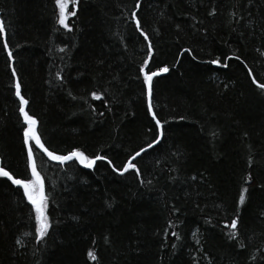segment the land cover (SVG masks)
Instances as JSON below:
<instances>
[{
    "label": "trees",
    "instance_id": "obj_1",
    "mask_svg": "<svg viewBox=\"0 0 264 264\" xmlns=\"http://www.w3.org/2000/svg\"><path fill=\"white\" fill-rule=\"evenodd\" d=\"M132 3L80 0L79 18L69 20L73 30L68 32L56 22L55 0H0V19L19 49L15 67L24 92L58 153L73 146L89 153L102 150L119 164L153 140V121L136 79L146 42L122 18ZM214 8L217 15L209 16ZM143 9L146 30L156 27L162 33L151 37L156 63L180 61L155 87V110L168 122L165 138L138 158L140 177L131 172L121 177L102 162L94 172L61 167L38 153L46 194L58 205L50 207V236L37 245L33 235H25L33 231L30 206L20 202L22 193L0 186V264H95L89 250L100 264H264V97L238 61H228V69L203 62L239 49L264 80V57L256 51L264 46L259 27L264 6L252 8L257 30L246 39L228 26L237 0H144ZM197 20L203 21L199 32L192 27ZM183 47L197 59L187 53L180 57ZM58 72L63 81L56 79ZM11 82L0 53V160L22 172L25 152ZM93 91L104 99L93 100ZM249 159L254 169L248 168ZM249 171L248 201L238 209ZM237 211L245 249L229 241L223 228Z\"/></svg>",
    "mask_w": 264,
    "mask_h": 264
},
{
    "label": "snow or ice",
    "instance_id": "obj_2",
    "mask_svg": "<svg viewBox=\"0 0 264 264\" xmlns=\"http://www.w3.org/2000/svg\"><path fill=\"white\" fill-rule=\"evenodd\" d=\"M143 3L144 0H133L131 8L128 10V15L122 18L132 24L134 32L138 33L139 36L143 38V41L146 42L145 55L137 65L136 79L141 82V95L146 102V112L153 121L155 134L151 142L146 146L140 147L138 150H133V152L127 155L119 164L115 163L107 154H101L102 150L89 153L86 149L73 146L67 152L61 151L58 153L56 149L51 148L50 141L45 138V132L42 126L43 122L32 111L31 100L24 92V85L15 67L16 55L14 53H18L19 49L11 45L6 22L0 19V45H2V47H0V53L4 55L5 62L11 70L12 82L10 87L13 90L12 94L17 104L16 111L18 113V123L20 124L19 131L22 133V145L25 152L24 169L22 172L13 170L5 161L0 160V186L7 185L10 189L22 193L20 202L26 206H30L28 207L29 220L33 221V231L31 233H25V235H33L37 245L45 244L46 238L50 236V229L53 227L50 207H58V205H55L54 197L46 194L45 176L42 175L43 159L41 158L40 164L38 165V153H42L49 161L55 162L61 166H78L80 169H87L90 172H94L98 170V162H102L107 165L113 173L121 177H124L125 174L129 172L136 177H140L142 175V170L139 166L138 158L142 159L149 149H155L165 138V124L168 122H162L155 110V105L153 103L155 87L156 84L159 83L158 78L169 74L172 68L176 67V64H179L180 61L177 60L176 64L172 66H169L167 63H156V49L154 40L151 37L154 35L159 38L162 33L161 30L156 27L151 29V33L146 30L148 25L146 18L143 16ZM79 4L80 0H71L70 8L69 0H55V6L58 9L56 22L61 28L68 32H72L73 30L72 26L69 24V20L73 17L79 18L75 10ZM245 5H247L246 8ZM257 5L264 6V0H237V9L229 14L230 19L228 21V26L233 33H237L238 37L246 39L248 35L254 36L256 34L257 21L253 17L252 8ZM245 12H247V15ZM208 15L215 17L217 15V10L214 8ZM202 23L203 21L197 20L196 24L192 27L199 32L200 29L197 25ZM175 27L177 33L182 31L179 24ZM259 27L261 31L264 32V12L261 13V23ZM205 34H207V29H205ZM261 38L264 39V35H262ZM177 43H179V40H177ZM262 49H264V46L256 48V51L264 57V50ZM59 51L64 52L65 49L61 48ZM185 53L191 56L193 60L197 59L193 50L189 47H183L182 51L178 50V55L180 57H183ZM228 61H238L239 64L246 69V75L250 78L251 85L258 90L260 96L264 97V80L258 78L254 68L239 54V49H236L231 55L228 53H221L215 58L204 60L203 62L215 65L217 68L228 69L230 67ZM56 79L63 81L64 78L58 72L56 74ZM105 94H107L106 89ZM69 95H71V93H69ZM91 96L93 100L104 99L98 91H93ZM71 98L73 100L77 99L74 95ZM89 107L92 108L91 105H89ZM111 110L112 109L109 108V111ZM92 111L95 112L96 109L92 108ZM99 115L103 116L104 113L101 112ZM148 131L152 132L153 128H149ZM254 164V159H249L247 162L249 169H254ZM191 179L196 180V177L193 176ZM148 183L151 184L152 181H148ZM252 183L253 175L252 171H249L243 178V185L238 193V200L236 202L238 209H242L246 205ZM141 184H143L142 180ZM260 187L264 188V184H261ZM107 207L111 208L112 204L108 203ZM173 210L176 212L179 211L175 206H173ZM72 219L78 221L79 217L73 216ZM260 219L261 222L264 223V217ZM241 224V214L237 211L234 218H231L225 223L223 228L228 230L227 238L229 241L236 242L241 249H245L246 245L242 238L243 231ZM168 227H173V225L169 223ZM168 235L169 233L166 231L164 233L165 238H167ZM171 236L175 237L177 240L181 238L175 231L171 233ZM15 243L21 244L22 241L17 239ZM105 243H109L107 237H105ZM171 247L176 249L177 245L173 243ZM87 256L91 261L95 262V264H100V258L96 252L89 250ZM261 256H264V252L261 253ZM253 259H255V257H253Z\"/></svg>",
    "mask_w": 264,
    "mask_h": 264
},
{
    "label": "water",
    "instance_id": "obj_3",
    "mask_svg": "<svg viewBox=\"0 0 264 264\" xmlns=\"http://www.w3.org/2000/svg\"><path fill=\"white\" fill-rule=\"evenodd\" d=\"M150 117V116H149ZM42 156H43V154L42 153H40ZM44 157V156H43ZM49 163H52V164H55V165H58L57 163H55V162H52V161H49L48 159H47V157H44ZM59 166H61V165H59ZM65 166V165H64ZM61 167H63V166H61ZM83 170H86V171H89V170H87V169H83Z\"/></svg>",
    "mask_w": 264,
    "mask_h": 264
},
{
    "label": "rangeland",
    "instance_id": "obj_4",
    "mask_svg": "<svg viewBox=\"0 0 264 264\" xmlns=\"http://www.w3.org/2000/svg\"><path fill=\"white\" fill-rule=\"evenodd\" d=\"M70 2V1H69Z\"/></svg>",
    "mask_w": 264,
    "mask_h": 264
}]
</instances>
